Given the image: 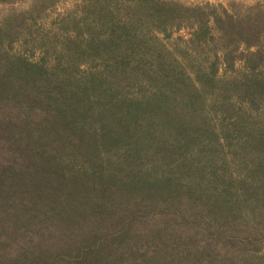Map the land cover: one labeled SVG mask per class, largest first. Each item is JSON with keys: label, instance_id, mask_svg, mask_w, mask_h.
<instances>
[{"label": "trees", "instance_id": "1", "mask_svg": "<svg viewBox=\"0 0 264 264\" xmlns=\"http://www.w3.org/2000/svg\"><path fill=\"white\" fill-rule=\"evenodd\" d=\"M52 2L0 19V264H264V5Z\"/></svg>", "mask_w": 264, "mask_h": 264}, {"label": "rangeland", "instance_id": "2", "mask_svg": "<svg viewBox=\"0 0 264 264\" xmlns=\"http://www.w3.org/2000/svg\"><path fill=\"white\" fill-rule=\"evenodd\" d=\"M33 1L34 0H11V1L6 0L4 2H0V19L2 15L10 9L16 10V11L26 10L33 3ZM80 1L81 0H53L52 4L48 5L47 8H45V10L39 13V18L36 20L37 24H40L44 29L54 30L56 26V21L59 19V17L65 14V12L76 8V6H78ZM179 1L183 2L184 4H201V3L208 2L212 4L222 5V3L215 1V0H179ZM255 2H259L264 5V1H259V0L252 1V2L243 1V0H228L225 6L232 4V3L233 4L240 3V4L247 5V4H252ZM176 36H179L182 39H185L188 37V30L180 29L177 31H172L171 38H174ZM25 52L26 53L28 52L27 54L29 55L28 49ZM33 53L35 57L37 53L36 52H33ZM263 64H264V57H263ZM240 65H241L240 61H235L233 66L235 68H238L240 67ZM222 67L223 65H220L218 72H221ZM5 160H6V156L0 153V166L2 165L1 163H3ZM18 211L19 210H17L16 212ZM0 235H3L2 231H0ZM260 252H264V243L262 244L260 248Z\"/></svg>", "mask_w": 264, "mask_h": 264}, {"label": "crops", "instance_id": "3", "mask_svg": "<svg viewBox=\"0 0 264 264\" xmlns=\"http://www.w3.org/2000/svg\"><path fill=\"white\" fill-rule=\"evenodd\" d=\"M215 1H218V2L222 3V5H224V6L228 2V0H215ZM243 1L252 2V1H257V0H243ZM259 1H264V0H259Z\"/></svg>", "mask_w": 264, "mask_h": 264}]
</instances>
